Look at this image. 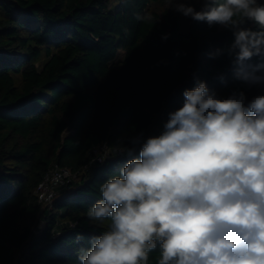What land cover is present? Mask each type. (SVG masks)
Masks as SVG:
<instances>
[{
  "label": "trees",
  "instance_id": "16d2710c",
  "mask_svg": "<svg viewBox=\"0 0 264 264\" xmlns=\"http://www.w3.org/2000/svg\"><path fill=\"white\" fill-rule=\"evenodd\" d=\"M169 3L0 0V264H80V249L110 223L87 217L100 186L162 132L185 89L199 80L221 98L243 92L246 99L259 89L234 76L232 31L184 17ZM244 27L257 30L251 21ZM261 62L254 56L247 64ZM141 134L128 156L122 150ZM103 145L107 156L93 154ZM52 166L79 180L43 206L34 191ZM160 258L158 243L147 264Z\"/></svg>",
  "mask_w": 264,
  "mask_h": 264
},
{
  "label": "clouds",
  "instance_id": "9594fccd",
  "mask_svg": "<svg viewBox=\"0 0 264 264\" xmlns=\"http://www.w3.org/2000/svg\"><path fill=\"white\" fill-rule=\"evenodd\" d=\"M202 3L198 11L188 0H170L169 8L232 31L235 78L264 86V4ZM249 21L257 30L244 27ZM254 56L262 62L248 65ZM183 96L162 132L143 140L139 158L100 186L87 217L110 223L80 249V264H147L158 243V264H264V95L221 98L197 80ZM141 139L122 151L132 157Z\"/></svg>",
  "mask_w": 264,
  "mask_h": 264
},
{
  "label": "built area",
  "instance_id": "2783aa9c",
  "mask_svg": "<svg viewBox=\"0 0 264 264\" xmlns=\"http://www.w3.org/2000/svg\"><path fill=\"white\" fill-rule=\"evenodd\" d=\"M93 154H108L107 148L103 145L92 151ZM73 174L68 168L52 166L38 183L34 194L39 204L48 206L54 199L59 188L66 186L72 180Z\"/></svg>",
  "mask_w": 264,
  "mask_h": 264
},
{
  "label": "rangeland",
  "instance_id": "374dc122",
  "mask_svg": "<svg viewBox=\"0 0 264 264\" xmlns=\"http://www.w3.org/2000/svg\"><path fill=\"white\" fill-rule=\"evenodd\" d=\"M120 1L121 0H113V3L115 5H117V4H119ZM160 8H161L160 6H155L154 7L155 10H159ZM122 57H123V53L122 52H119V55H118L117 60L122 59ZM45 61H46V58L41 57V59L36 63V66L40 68L44 64ZM256 95H264V86H259V89L254 94H252L251 96H249L246 99V102L247 101H250ZM219 96H223V95H219ZM72 180L75 183V182H77L79 180V177H77L76 175H73Z\"/></svg>",
  "mask_w": 264,
  "mask_h": 264
}]
</instances>
